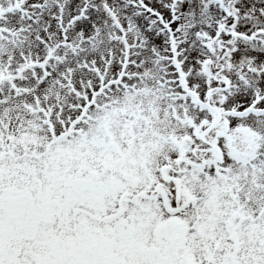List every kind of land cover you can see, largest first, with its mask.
<instances>
[{"label": "snow or ice", "instance_id": "6c2138e0", "mask_svg": "<svg viewBox=\"0 0 264 264\" xmlns=\"http://www.w3.org/2000/svg\"><path fill=\"white\" fill-rule=\"evenodd\" d=\"M0 264H264V0H0Z\"/></svg>", "mask_w": 264, "mask_h": 264}]
</instances>
